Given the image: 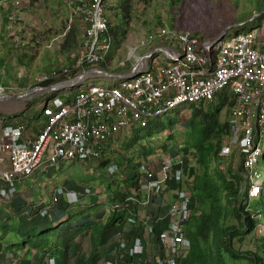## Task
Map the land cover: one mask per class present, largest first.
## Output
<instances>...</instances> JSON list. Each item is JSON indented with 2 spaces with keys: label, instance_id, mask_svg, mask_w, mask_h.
Here are the masks:
<instances>
[{
  "label": "built area",
  "instance_id": "obj_1",
  "mask_svg": "<svg viewBox=\"0 0 264 264\" xmlns=\"http://www.w3.org/2000/svg\"><path fill=\"white\" fill-rule=\"evenodd\" d=\"M63 1L74 16L82 18L77 68H95L103 64L114 69L110 67L112 39L106 0ZM13 2L2 0L0 9ZM13 20L14 17L9 18V21ZM70 30L68 26L60 34L52 36L46 45L48 49H61ZM157 37L171 52L170 63L160 64L158 58H151L132 79L120 80L111 87L91 84L73 91L71 98L68 97L69 92L62 98H52L43 108L45 124L36 136L19 127L0 124V201L12 204L19 189L41 166L51 169L68 162L92 166L108 160L114 141L147 129L151 123L178 109L214 105L225 93L234 104L228 117L229 143L222 156L228 158L235 150L239 165L252 183L249 197L260 195L262 174L256 168L262 157L260 144L264 130V21L230 39L224 37L217 44L201 43L196 37L168 30H161ZM154 38L150 36V42ZM153 49L155 47H151L149 42L141 40L135 48L129 49L127 56L129 60L138 61L136 54L139 50H146L145 55H148ZM124 67L122 63L115 69ZM72 79L73 72L62 69L43 75L38 84L59 80L62 84ZM16 91L13 85H0V96L15 95ZM177 152V157L170 153L160 162L154 159L141 164L139 198L130 197L123 204L112 207V211L123 213L130 205L150 207L154 199L163 197L166 185H179L187 164L181 152ZM113 164L107 169L111 176L118 171ZM58 196L75 205L81 198L91 196V190L85 188L77 192L57 188L50 206L40 211L41 217H45L58 203ZM174 197L167 206L173 235L171 240L161 235L164 255L154 257V264H184L183 258L190 248L185 226L192 217L191 197L188 192L178 189ZM131 216L127 219L130 225L140 224L150 232L158 226L157 215L147 217L138 213L137 217ZM123 250L138 260L145 253L139 240L131 245L122 240L119 243L120 254Z\"/></svg>",
  "mask_w": 264,
  "mask_h": 264
},
{
  "label": "rangeland",
  "instance_id": "obj_2",
  "mask_svg": "<svg viewBox=\"0 0 264 264\" xmlns=\"http://www.w3.org/2000/svg\"><path fill=\"white\" fill-rule=\"evenodd\" d=\"M16 1L17 0H14L13 2L16 7L22 10L26 9L22 7L24 4H17ZM48 1L51 2L50 6L58 2V0ZM119 2L120 0H106L105 2V8L108 11L110 21L109 27L110 30L114 32V34L110 33L112 38V67L117 68L122 63L125 64L124 68H118L115 72H126L128 69L135 66L137 60H129L127 55L129 49L135 48L139 41L143 40L146 43L149 42L151 47H158L165 44L162 39L157 37L161 30L193 36L201 43H213L218 41L225 31L228 32L225 39H230L236 34L244 33L252 28L258 27L261 22L264 21L263 15L256 21L250 22L254 17L264 13V0H133L132 13L130 12L129 16H125L126 18L124 20H116L115 15H117L116 11L119 12ZM1 10L2 9H0V25H2L3 15L5 16V14L1 13ZM48 11L53 13L51 7ZM44 12H46V10ZM10 13L11 15L16 14V10L12 7ZM24 13H26V10H24ZM56 13V15L52 14L51 18H46V13H43V17L39 18L38 22L30 19L32 22L29 25L27 21H24L25 19L15 21L8 31H5L4 28L0 26V85H13L17 89L16 94H23L39 88L40 84H38V81H40V78L43 75L51 74L53 71L68 69L73 72L74 78L82 73L78 71L80 68H77L81 53L80 36L82 30L80 26H75L73 28L76 36L72 38V43L76 46V49L67 51L66 54L61 52L60 47L56 50H49L46 46L47 39L43 41L46 42L45 44H33V47L37 50L35 54H33V51L30 52L32 49L31 47L24 46L27 41H32V35H25L24 33L32 31L33 28L39 29L41 32L38 30L35 34L42 33L44 38L46 36L58 34L59 31L66 26L67 21L70 20L69 13H62L64 14L62 16L58 15V12ZM119 14L121 15L122 12L120 11ZM118 17L121 18L120 16ZM19 18H22L20 14ZM59 20L62 25L59 24ZM243 23H246L243 29H241V27H236L238 24ZM46 24L49 28H47ZM73 24H75L74 21ZM123 31L125 32L124 34ZM48 32L49 34H47ZM150 36L155 37L151 42L149 39ZM35 42L38 44L40 41L36 40ZM30 44H32V42ZM145 52L146 50H139L136 54L138 59L144 56ZM159 61L161 62V59H159ZM97 68L100 67L97 66ZM75 71H78V74H74ZM116 82L118 81H110L104 78H92L86 80L78 89H83L91 84L111 87ZM66 93L67 92L64 91L58 94L40 92L23 102L0 103V124L13 125L21 128L28 134L36 136L42 131L45 124L43 116L44 106L49 103L53 97L57 96L62 98ZM229 111L230 109L227 107L220 110L219 116L223 122L228 121ZM181 114L182 115L178 117L189 115V109H182ZM173 115L169 114L163 116L160 121H156L155 124H160L161 122L165 124ZM157 131V129L154 130V136L151 138L147 137L142 130L135 131L132 134L125 135L122 139L120 138L114 141L111 146V157L103 162L93 164L92 167H88L79 162L63 163L51 169H45L44 166H41L38 172L25 183V186H23L24 188L22 189L21 187L19 189V191H21L18 194V198L23 197L26 199L31 205L30 210H32L35 205L38 206L41 202L50 204L57 188H67L70 190L67 186L64 187L63 185H65V183H72L75 185L72 189L77 190V192H82L85 188L91 190L92 195L90 197L81 199L80 204L82 207L93 203L99 205L98 208L102 209L104 207L103 204L111 203L112 201L119 203L122 201V197L125 196L124 184L121 183V179H119V174H122V171L120 170L118 174L113 177L109 176L106 173V168L109 163H114L113 165H116L117 163H121L122 159L125 160V165L129 162L130 167L123 171L125 173L123 176L130 178L138 173V168L134 169V165L146 164L154 159L160 162L163 158L167 157L168 154L177 153V150H179L181 155L185 158L183 149L180 148V146L183 145L181 140L183 132L181 128L178 127L170 132L165 131L164 133H157ZM262 134L264 135V130ZM169 135H172L173 139L167 141ZM163 146L166 148L163 149ZM260 148L264 152V138L260 144ZM146 150H149L150 154L144 157L143 153ZM232 153H235V150H232ZM233 162L234 159L233 161L231 159V161L226 160L225 163L235 168ZM112 180L118 183V188L116 183L112 184ZM165 194L166 192L164 191L163 195ZM168 195H166V197H168ZM172 195H174V193ZM58 200L60 202L59 196ZM33 202L37 204L34 205ZM61 202L51 212L56 219L57 215L55 214L58 210L65 209L64 220H66V222L58 225H64L75 219L71 216L72 207L68 206L63 197H61ZM251 206L254 210H264V198L254 200L251 202ZM14 208V205H6L3 201H0L1 214L2 212L3 214H13L15 213L13 212ZM35 210L34 213H36ZM149 210H151L150 207L140 208L141 214H145V212ZM92 211L95 213V209H92ZM16 218V220L19 219L18 215ZM42 220L44 219L38 218L35 220V223L39 225ZM45 220L49 221L50 218L48 217ZM232 224H234V221H232ZM67 226L69 225L67 224ZM55 231V229L51 230L52 237H56ZM259 236L260 235L257 233L255 234L257 239H260ZM9 237L10 240L16 244H21L24 239V236L18 235L15 233V230L9 232ZM253 239L254 233L252 236L248 235L243 238V248L240 249L253 250L254 248L250 247V242H252ZM49 244L50 242L48 241L47 245ZM236 245L238 246L237 242ZM4 246H6V244H4ZM41 253L42 251L40 254ZM243 264L249 263L244 262Z\"/></svg>",
  "mask_w": 264,
  "mask_h": 264
},
{
  "label": "trees",
  "instance_id": "obj_3",
  "mask_svg": "<svg viewBox=\"0 0 264 264\" xmlns=\"http://www.w3.org/2000/svg\"><path fill=\"white\" fill-rule=\"evenodd\" d=\"M82 1L87 2L89 0ZM58 2L65 3L63 0H58ZM9 6L8 4L6 8H2L1 10V13L5 14V18H3L4 25L9 22ZM132 6L133 0H120L118 8L119 12L121 11L122 14L121 18L118 17V14L115 15L116 20H124L126 18L125 16H129L133 8ZM68 13L70 15V20L67 21V23L65 22L66 26L63 27V30H66L68 26H70L71 30L67 34L64 43L61 45V52L64 54H66L67 51L76 49V46L72 43V38L76 36L73 28L79 26L82 22V18L80 16H74L70 9H68ZM73 21L75 24H73ZM245 26L246 25L241 27V29ZM63 30L61 29L58 34ZM33 31H36V29L33 28ZM110 33L114 34L113 30H110ZM124 33L123 31V34ZM47 34H49V32ZM46 37L43 38L42 33L37 35L34 33L32 35V41H27L24 46L31 47L32 49L30 52L33 51V54H35L37 50H35L33 44L41 45L44 43L43 41L47 39ZM50 37L51 36H48V38ZM34 40H39V44H36ZM31 42L32 44H30ZM99 67L106 69V66L103 64L99 65ZM89 69L90 67L84 66L78 71L84 72ZM78 71H75L74 74H78ZM61 82L60 80L51 81L41 84L40 87H50ZM73 94L74 93L71 92L68 97L71 98ZM233 104V100L225 93L219 96L217 105L188 107L189 115L178 117L182 115L180 110L173 115V117H170L165 124H152L144 131L145 135L150 138L154 136L155 129L158 130L157 133H164L165 131L170 132L179 127L183 132L181 139L183 142L182 149L185 154L188 168L186 172V181L183 183L182 187L186 188L191 194V209L193 212V216L186 226L187 237L191 242V248L184 264H243L244 262L249 264H264V231L262 235L259 236L260 239L255 237L259 226H262L264 230V210H254L251 203L249 204L247 195L245 194L242 196L239 193V187L242 181V168L234 169L232 166H229L228 163L226 164V160L221 157L223 148L229 143L230 129L228 122H223L221 120L219 116L220 110L226 107L230 109ZM172 139V135H169L167 141ZM163 149H165L164 146ZM143 154L144 157H147L150 151L146 150ZM178 155V152H175L172 156L177 157ZM117 165L119 171H122V174H119V179H121V183L124 184L125 197H136L139 190L138 174L136 173L130 178H126V176H123L125 175L123 171L130 167V163L128 162L125 165V160L122 159V162L117 163ZM133 168L135 169L137 166L134 165ZM259 169L264 173V153L259 163ZM115 180L111 182L112 184L116 183L118 188L119 185ZM63 186L72 189L75 185L72 183H65ZM261 198H264V181L262 193L258 199ZM16 199H14L12 205L15 204ZM17 209H13V212H15L13 213L14 215L3 214V212L2 214L0 213V245L6 244L5 252L24 253L27 250H32L34 253V251L36 252L39 249L45 248L47 242L50 241L53 236L51 230L55 229L56 225L61 222L65 212L64 208L59 209L55 214L57 218L52 219L51 212L53 210L50 211V222H45L43 224V226L49 227H44L45 229L42 230L43 228L41 225L36 224L38 226L29 231L24 228V225L28 222H26L27 219L22 220L19 218L16 220L17 215L21 214V209ZM163 209L164 208L159 210L158 213H161ZM137 210L138 208H135V211ZM116 216L118 215L113 214L112 218L107 222L110 223ZM232 221H234V224H232ZM161 229H163V226L158 222V226L155 227V230L149 232L148 236L145 237L146 231L139 226L137 227L138 235L134 239L140 238L143 239V241L145 240V242L152 238L156 240L157 234ZM11 230H15V233L24 236L21 244L13 243V241L10 240L9 232ZM134 233H136V231H134ZM253 233L254 239L250 242V247L254 249L241 250L240 248H243V238L248 235L252 236ZM132 241H130V243H132ZM23 263L27 264L26 262Z\"/></svg>",
  "mask_w": 264,
  "mask_h": 264
},
{
  "label": "crops",
  "instance_id": "obj_4",
  "mask_svg": "<svg viewBox=\"0 0 264 264\" xmlns=\"http://www.w3.org/2000/svg\"><path fill=\"white\" fill-rule=\"evenodd\" d=\"M16 2H18L19 4H24V6L22 7L26 8V13H24L23 11L21 13L16 14H20L22 17L21 20L25 19L24 21H27L28 25L32 22L30 21V19L38 22L39 18L43 17V13H46V18H51L52 14H57L56 12H58V15L61 16L64 15L62 13L68 12L67 6L63 2H57L53 4V6H50L51 2L48 0H17ZM13 5L14 4H12L10 7H13ZM50 7L53 13H50V11H48L50 10ZM45 10L46 12H44ZM118 15L121 17L119 12ZM3 18H5L4 15ZM59 24L62 25L60 20ZM47 28H49L48 25ZM39 32L41 31L39 30ZM34 33L37 32L32 30L31 32H26L25 35L31 36ZM47 39L49 40L48 36ZM159 55L162 59H166L162 54ZM114 69H109L108 67H106V69L103 70L116 75H126L132 70V68H130L126 72H115V70L117 69ZM23 188L24 187H22V189ZM171 189L172 185H166V194L164 202H166L169 197H171V195L173 194L172 192H170ZM166 195H168V197H166ZM33 204L35 205L37 203L33 202ZM98 206L99 205L91 203L90 205L82 207L79 203L76 207H73L71 216L75 219L69 223H65L64 225L57 224L55 228L56 231L54 232L56 234V237H52L49 241L50 244L47 245L45 248L39 249L36 252L34 251V253L32 250H27L24 253L5 252L4 250L6 246H4V244H1L0 264H24L23 262H26L27 264H104V262L106 261L116 260L115 249L118 245L117 242L119 239V234H121L123 230H126L128 231V233L125 235V237L131 240V238H134L131 234L136 235V233H134L136 228L128 227L125 222V218H123L121 215L116 216L113 221L108 223L107 221L112 218L113 214L110 213L107 207L99 209ZM14 207L15 209H21V214H18V216H20L19 218H21L22 220L27 219L26 222H28H25L26 224L24 225V228H26V230L30 231L31 229H34L38 226L36 225L35 220L41 218V216H39L37 212V210H43L40 204H38V206L35 205V207L30 210V203H28L27 200L23 197H17V199L15 200ZM166 208L167 207H164L161 213L164 212ZM92 209H95V213H93ZM34 210L36 213H34ZM64 216L65 214L63 215V217ZM48 217L49 216L41 218L44 219L41 223H39L43 228L42 230L49 227L43 226L45 222H50V220H45ZM52 219H55V216L52 215ZM63 222H66L64 218L59 224H62ZM67 224L69 226H67ZM144 230L146 231L145 237H147L149 231H147L146 228H144ZM156 240L153 238L146 240V242L144 240L143 243L145 244L144 247L146 249V256L143 258L144 260H150L153 256L160 253L161 247L158 241ZM41 251L42 253L40 254ZM119 264L125 263L120 262Z\"/></svg>",
  "mask_w": 264,
  "mask_h": 264
},
{
  "label": "clouds",
  "instance_id": "obj_5",
  "mask_svg": "<svg viewBox=\"0 0 264 264\" xmlns=\"http://www.w3.org/2000/svg\"><path fill=\"white\" fill-rule=\"evenodd\" d=\"M2 1V0H1ZM17 4H19L18 2H16ZM13 4V3H12ZM12 4H10V6L12 5ZM9 6V10H10V12H11V8L12 7H10ZM13 8L16 10V13H21V12H23L24 10H26V9H24V10H22V9H20L19 7H16L15 6V4L13 5ZM29 8V7H28ZM116 14H118V12H116ZM119 16V15H118ZM11 17H14V20L13 21H9L8 22V24H6V25H4L3 24V20H2V25H0L2 28H4V30L5 31H8L9 29H10V27L11 26H13V24L15 23V21H19V20H21V18H19V15H17V14H14V15H11V13L9 14V18H11ZM259 19V18H258ZM257 20V19H256ZM255 20V21H256ZM254 22V21H253ZM33 27V26H32ZM243 27V26H242ZM36 29V28H35ZM63 30V29H62ZM230 30V29H229ZM36 31H38V29H36ZM64 31V30H63ZM69 33V32H68ZM228 33V32H227ZM25 34V33H24ZM52 36H54V35H52ZM51 36V37H52ZM226 36V35H225ZM50 37V38H51ZM50 38H49V40H50ZM112 39V38H111ZM48 40V39H47ZM48 40V41H49ZM160 48H167L168 49V47L166 46V44H163V45H160L159 47H157V48H155V49H153V51H155V50H157V49H160ZM152 51V52H153ZM112 52V51H111ZM145 56V55H144ZM151 58H158V59H161V62H160V64H162L163 62H165V63H170V59H162L161 57H160V55L159 54H156V55H154L153 57H151ZM150 58V59H151ZM112 60V59H111ZM110 60V62H112ZM148 61V60H147ZM146 61V62H147ZM113 64V63H112ZM95 68H97V67H95ZM90 69H93V68H91L90 67ZM89 69V70H90ZM102 69V68H101ZM103 70V69H102ZM74 78V77H73ZM57 84H60V83H57ZM41 85V84H40ZM56 85V84H55ZM78 88H76V90H77ZM73 91H75V89H73V90H69V91H66V92H73ZM58 94V93H57ZM15 95H19V94H15ZM10 96H12V95H10ZM14 96V95H13ZM55 97H57V96H55ZM54 98V97H53ZM219 99V98H218ZM218 99H217V101H218ZM217 101L215 102V104L214 105H217ZM183 109H185V108H183ZM231 109V108H230ZM179 110H182V109H178V110H176L175 112H177V111H179ZM174 112V113H175ZM230 112V111H229ZM174 113H172V115L174 114ZM172 117V116H171ZM45 119V118H44ZM157 121H160V119L159 120H157ZM156 122V121H155ZM155 122H153V123H151L150 124V126L152 125V124H155ZM228 122V121H227ZM162 123V122H161ZM157 124V123H156ZM229 125V124H228ZM149 126V127H150ZM44 127V126H43ZM148 127V128H149ZM147 128V129H148ZM137 131H142V130H137ZM143 131H146V129H144ZM264 136V135H263ZM264 138V137H263ZM183 147V146H182ZM226 147V146H225ZM224 147V148H225ZM166 148V147H165ZM224 148H223V150H224ZM223 150H222V152H223ZM222 152H221V157L223 158V159H225V160H227V161H231V159H232V161H233V159H234V169H238V168H242V173H241V176H242V181H241V183H240V187H239V193L243 196V195H247V199H248V201H249V204L251 203V202H253L254 200H256V199H258L260 196H261V193H262V187H263V181H264V173H263V171H261L260 169H259V163H260V160H261V158H260V160H259V163H258V166H257V168H256V170L259 172V173H261L262 174V179L260 180V182H261V185H260V195L258 196V197H256V198H250L249 197V190H250V188H251V185H252V183H251V181L250 180H248V175H246V173H245V170L243 169V167L241 166V165H239V163H238V161H237V157H236V154L235 153H232V151H231V154H230V156L228 157V158H225V157H223L222 156ZM263 150H262V156H263ZM171 155H173L172 153H171ZM179 156V155H178ZM101 162H103V161H101ZM110 164H112V163H109L108 164V166H107V168H106V173L109 175V173H108V171H107V169H108V167L110 166ZM186 164H187V161H186ZM140 165L141 164H138V166H137V168H138V176H139V184H140V182L142 181V175L140 174ZM116 166H117V168H118V171H117V173L116 174H114V175H109V176H111V177H113V176H115V175H117L118 174V172H119V167H118V165L116 164ZM88 167H92V166H88ZM187 168H188V164H187V166H186V171H185V175H184V178H183V180L181 181V183L179 184V185H176L175 183H170V184H168V185H172V189L170 190V192H172V193H174L175 191H176V189H178V190H180V191H185V192H188L189 193V191L186 189V188H183L182 187V185H183V183H185V181H186V172H187ZM166 187V186H165ZM65 189H67V188H65ZM68 190V189H67ZM70 190H73V191H77V190H75V189H70ZM91 195H92V193H91ZM139 195V190H138V194H137V196L136 197H139L138 196ZM189 195H190V197H191V194L189 193ZM172 196V198L171 197H169V199L166 201V202H164V200H165V195H163V197H160V198H156V199H154L153 200V202L151 203V206H150V208H151V210H149V211H146L145 212V214H146V216L147 217H154V216H156L157 215V213H158V211L159 210H161L162 208H164V207H167L168 205H169V202L171 201V200H174V195H171ZM18 197V196H17ZM16 197V198H17ZM90 197V196H89ZM130 197H133V196H128V197H123V199H122V201L121 202H119V203H117V202H115V201H112L111 203H106V204H103V206L104 207H107L108 209H109V211H110V213H112V214H115L116 212H113L112 211V207H114L115 205H121V204H123L128 198H130ZM15 198V199H16ZM85 198H88V197H85ZM82 199V198H81ZM81 199L79 200V202L78 203H76L75 205H70L69 203H67L68 204V206L69 207H76L79 203H80V201H81ZM66 201V200H65ZM163 201V202H162ZM14 202V201H13ZM12 202V203H13ZM42 203V202H41ZM40 203V204H41ZM51 203V202H50ZM58 203H59V201H58ZM58 203L52 208V209H50L48 212H47V215L45 216V217H47V216H49V212L50 211H52L57 205H58ZM45 203H42V205H40V206H42V208H45V207H49L50 206V204H48V205H44ZM44 205V206H43ZM191 205H192V197H191ZM135 208H138V210L137 211H135ZM140 206H137V205H130V208L127 210V211H125V212H123V213H120V215L123 217V218H125V222H126V224H127V226L128 227H130V228H136V235L135 234H131L132 235V237H136L137 235H138V230H137V225H130L129 223H128V221H127V219L128 218H132V216L131 215H133V216H135V217H137V215H138V213L139 214H141V212H140ZM192 210V209H191ZM38 215L40 216V210H38ZM192 216H193V212H192ZM45 217H41V218H45ZM192 218V217H191ZM190 218V219H191ZM188 224V223H187ZM187 224H186V226H187ZM186 226H185V232H186V238L188 239V237H187V231H186ZM156 227V226H155ZM155 230V229H154ZM264 230L261 228V226H259L258 227V230H257V233H258V235H262L261 233L263 232ZM128 233V231H126V230H123V232L121 233V234H119V239H118V242H117V246H116V253H115V255H116V260H112V261H106V262H104V264H107V262H111V263H113V264H119L120 262H124L125 264H130V263H134V264H149V263H151V264H154V257H157V256H161V255H164V253H163V250L162 249H160V253L159 254H156L155 256H153L152 257V259H150V260H144L143 258L146 256V249H145V253H144V255L140 258L141 260H138V258H136V257H130L128 254H127V251L126 250H123L122 252H121V254H120V252H119V243L122 241V240H124V241H126L127 243H128V245H131L132 243H130V241H132L134 238H131V240H129L128 238H126L125 237V235ZM189 240V239H188ZM189 242H190V240H189ZM190 248H191V242H190ZM190 248H189V250H190ZM189 250H188V252H187V254L185 255V257L183 258V263H184V261H185V259L187 258V255H188V253H189Z\"/></svg>",
  "mask_w": 264,
  "mask_h": 264
},
{
  "label": "water",
  "instance_id": "obj_6",
  "mask_svg": "<svg viewBox=\"0 0 264 264\" xmlns=\"http://www.w3.org/2000/svg\"><path fill=\"white\" fill-rule=\"evenodd\" d=\"M264 15V13H262L261 15H258L256 17H254L253 19H251L250 22L255 21L256 19L262 17ZM246 25V23L243 24H238L236 27H242ZM227 34V31L223 32L221 37L219 38L218 41H216L214 44H217L222 38L225 37V35ZM156 54H162L165 58L167 59H171V52L169 51V49L167 48H160L157 49L151 53H149L148 55L142 56L138 59L137 63L135 64V66L132 68L131 72L126 74V75H122V74H111L107 71H104L100 68H93L87 71L82 72L79 76H77L76 78L70 80L68 83H62V84H56L50 87H39L36 89H33L29 92L23 93V94H19V95H4V96H0V103L3 102H23L26 101L27 99H29L30 97H32L33 95L40 93V92H44L47 94H57L60 92H66L69 90H73L76 89L78 87H80L86 80L88 79H92V78H104V79H108L110 81H120V80H129L134 78L140 71L142 68H144L145 63L147 60H149L151 57H153Z\"/></svg>",
  "mask_w": 264,
  "mask_h": 264
},
{
  "label": "bare ground",
  "instance_id": "obj_7",
  "mask_svg": "<svg viewBox=\"0 0 264 264\" xmlns=\"http://www.w3.org/2000/svg\"><path fill=\"white\" fill-rule=\"evenodd\" d=\"M118 216L120 215V213H116ZM168 215H169V208L167 207L165 209L164 212L162 213H158L157 214V220L158 222L163 226V229H161L158 234H157V241L161 247V249H164L165 247L163 246V243H162V239H161V235H166L168 237V240H171L172 238V235L173 233L171 232V225H170V222H169V219H168ZM147 225H150L149 223H147ZM138 226H141L140 224ZM143 228H146V227H143ZM147 231H149L147 228H146ZM150 232V231H149ZM135 240H139V245L143 248L144 247V241L143 239H140V238H136L132 241V243L135 242Z\"/></svg>",
  "mask_w": 264,
  "mask_h": 264
}]
</instances>
